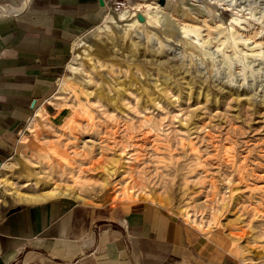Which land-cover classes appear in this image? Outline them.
Masks as SVG:
<instances>
[{
  "label": "rangeland",
  "instance_id": "1",
  "mask_svg": "<svg viewBox=\"0 0 264 264\" xmlns=\"http://www.w3.org/2000/svg\"><path fill=\"white\" fill-rule=\"evenodd\" d=\"M104 14L9 161L6 200L144 201L233 264H264V0H108Z\"/></svg>",
  "mask_w": 264,
  "mask_h": 264
},
{
  "label": "crops",
  "instance_id": "2",
  "mask_svg": "<svg viewBox=\"0 0 264 264\" xmlns=\"http://www.w3.org/2000/svg\"><path fill=\"white\" fill-rule=\"evenodd\" d=\"M102 1L26 0L20 11L0 15V176L16 152L26 151L29 137H22L48 105L71 46L102 21ZM69 199L2 198L0 264H233L216 237L151 203Z\"/></svg>",
  "mask_w": 264,
  "mask_h": 264
},
{
  "label": "bare ground",
  "instance_id": "3",
  "mask_svg": "<svg viewBox=\"0 0 264 264\" xmlns=\"http://www.w3.org/2000/svg\"><path fill=\"white\" fill-rule=\"evenodd\" d=\"M26 3V0L24 1V4L22 5V7H24ZM148 6V9H154L153 6H151L150 4H147ZM21 7V8H22ZM20 9V8H19ZM19 9H13V8H9V7H2L0 6V13L1 14H13V13H16L19 11ZM157 11V10H156ZM157 13V12H156ZM153 12H150L149 13V16H152ZM122 16V14H121ZM153 17V16H152ZM234 19V18H233ZM114 21V18H113V15L112 14H108L106 15V17H104V20H103V24H111L113 23ZM234 20L231 21V23H233ZM151 22V21H150ZM99 30V29H98ZM80 40L82 38H79ZM36 120V118H34L31 122V124ZM31 128L29 127L28 131H30ZM13 166L12 163H7L6 165L3 166V171H2V174L0 176V182H1V185H2V188H3V196L0 195V202L2 203V198L4 200H6V196L9 195L11 193V191H9L7 188H6V183L5 182H9L10 181V174L6 173L7 169H12L11 167ZM59 194H67L66 190L62 187H53L52 189L50 190H45L43 191L42 193L40 194H24V195H21L22 198H24L25 200H28V201H38V200H43L44 199H48V198H51V197H55ZM75 197L79 198L80 196L78 195H75ZM81 199V198H80ZM3 204V203H2ZM4 205V204H3Z\"/></svg>",
  "mask_w": 264,
  "mask_h": 264
},
{
  "label": "water",
  "instance_id": "4",
  "mask_svg": "<svg viewBox=\"0 0 264 264\" xmlns=\"http://www.w3.org/2000/svg\"><path fill=\"white\" fill-rule=\"evenodd\" d=\"M99 4L102 6L104 5L103 1L102 0H98Z\"/></svg>",
  "mask_w": 264,
  "mask_h": 264
},
{
  "label": "built area",
  "instance_id": "5",
  "mask_svg": "<svg viewBox=\"0 0 264 264\" xmlns=\"http://www.w3.org/2000/svg\"><path fill=\"white\" fill-rule=\"evenodd\" d=\"M2 205H3V204L0 202V209H1Z\"/></svg>",
  "mask_w": 264,
  "mask_h": 264
}]
</instances>
